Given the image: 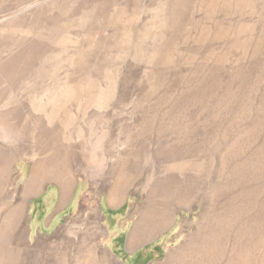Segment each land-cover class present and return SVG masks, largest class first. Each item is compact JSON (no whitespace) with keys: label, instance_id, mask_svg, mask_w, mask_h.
I'll return each instance as SVG.
<instances>
[{"label":"rangeland","instance_id":"1","mask_svg":"<svg viewBox=\"0 0 264 264\" xmlns=\"http://www.w3.org/2000/svg\"><path fill=\"white\" fill-rule=\"evenodd\" d=\"M0 114V149L26 146L14 192L34 152L73 161L63 204L54 181L26 200L32 238L99 222L116 264H154L219 221L204 264H264V0H0ZM121 159L135 181L113 205ZM170 177L180 197L166 202ZM150 201L171 205L169 223L129 248Z\"/></svg>","mask_w":264,"mask_h":264},{"label":"bare ground","instance_id":"2","mask_svg":"<svg viewBox=\"0 0 264 264\" xmlns=\"http://www.w3.org/2000/svg\"><path fill=\"white\" fill-rule=\"evenodd\" d=\"M6 73L9 74V70L6 71ZM13 74H11V76ZM9 111L12 112L11 110ZM9 124L11 123L9 122L8 115L0 114V125L10 127ZM23 147L24 148L22 149L19 148V150L17 151L16 150L3 151L0 149V210H10V211L16 212L18 219L22 218L24 214V210L27 209L26 200L30 196L37 194L42 189L43 185L46 182L54 181L60 185L61 190H62L61 204L65 202V200L68 197V191H69L68 187L70 185V180L72 176V162H73L70 156L68 155L69 153L68 154L66 153L67 155H64L62 159L60 158L61 159L60 162H54L53 159L50 161H48V159L44 160V158L37 159L36 153L34 152L32 155L33 162H32V169H31L29 178L23 185L17 186L14 192V189L10 188V185H11L10 184V180H11L10 164L14 156H16L17 154H20L23 150H25L26 146H23ZM34 155L36 157H34ZM93 155L94 154L90 151L83 152L79 156V161L84 164H90V163L92 164L94 161ZM126 160L121 159V161H119L120 169L117 166L119 171L115 175L114 184L108 193V198L111 204L113 205L119 204L120 196L121 194L125 192L126 186L131 185V183L133 184V182L135 181V179L131 177L130 174L127 173L126 171L127 168L126 169L122 168L123 166L125 167ZM153 177H154V174H153ZM176 180H178V178ZM165 181L166 182L156 184L157 188L155 192L157 196H163L166 202L170 201L171 199L172 200H174L175 198L178 199L180 196L177 193L180 191L174 188L176 187L175 185H173L174 178L170 177L169 179ZM207 181H205L206 186H207V183H209V181L208 182ZM191 182H192V185L190 184L191 185L190 191L188 192L189 194H192L194 197V195L196 196V193H197V187L196 185L194 186L193 181ZM203 197H204V194H203ZM92 207L93 205L92 204L89 205L88 203L87 209H86L87 211L84 213V215H86L87 218L92 217L91 214L95 215L96 213V212L95 213L92 212ZM88 208H90V210H88ZM203 210L204 211L200 214V216L201 218L206 219L207 217L206 209H203ZM171 213H172V207L169 203L164 204L161 202L157 203L155 201L148 202L143 209V214L141 218L135 223L132 231L130 232L131 234L128 240L129 248L133 249L139 246L140 244H143L153 239L158 234V232L163 231V229H165V227H167L169 223V218H171L170 217ZM78 219L80 218L79 217L75 218V222L78 221ZM214 224L216 228V226L219 225V221H216ZM214 224H212L211 227H213ZM197 225H196L197 226L196 228H198L197 231L191 235L188 234L190 236L187 235L188 237L185 238L186 240L181 245V247L168 251L166 253V258H164L165 260L160 261V262L158 261L154 264H204L206 262V259L204 261L202 258L203 256L206 257V255L210 252L211 248L215 244L214 238L215 240H217L218 238L217 235L219 233L217 232L218 234H215L213 238V235H211L212 233L209 232V230H211L210 226H207V228L205 229V226L201 225L200 223ZM215 228H213L212 230L214 231ZM100 230L101 228H100L99 222H96L91 230L81 233V235H78V231L76 229L70 231L69 233L76 234L77 240L73 241L72 239V240L66 241L67 243L70 244V246L66 245V249H65L63 256L61 257L58 256L56 258L51 257V259L53 260V261L51 260V264H116L114 261V258L110 255V253L107 252L98 243V239H99L98 237L101 233ZM216 230H219L218 227L216 228ZM71 253H74V254H71ZM54 261L56 262L54 263Z\"/></svg>","mask_w":264,"mask_h":264},{"label":"crops","instance_id":"3","mask_svg":"<svg viewBox=\"0 0 264 264\" xmlns=\"http://www.w3.org/2000/svg\"><path fill=\"white\" fill-rule=\"evenodd\" d=\"M26 217V210L20 219L14 211L0 210V264H51V257L63 256L66 245L70 246L66 241L77 240L76 234L60 231L59 228L49 236L38 235L32 238L29 221L28 226H25ZM78 217L79 222L75 224L81 223L82 214L75 215V218ZM53 239H58V242H53Z\"/></svg>","mask_w":264,"mask_h":264}]
</instances>
